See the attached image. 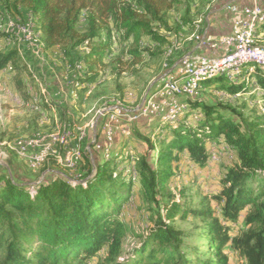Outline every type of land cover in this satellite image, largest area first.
I'll use <instances>...</instances> for the list:
<instances>
[{
    "label": "trees",
    "instance_id": "trees-1",
    "mask_svg": "<svg viewBox=\"0 0 264 264\" xmlns=\"http://www.w3.org/2000/svg\"><path fill=\"white\" fill-rule=\"evenodd\" d=\"M197 3L0 0V9L7 10L8 17L32 19L42 48L57 55L64 67L78 64L71 86L82 104L92 87L104 83L110 66L120 75L148 58L168 57L183 32L197 27L192 19ZM179 7L183 13L171 23L170 15ZM260 32L264 21L255 29L256 35ZM8 37L9 31H0V41ZM23 62L17 47L0 46V75L12 69L5 80L27 94L41 119L51 105L41 94H36L40 100L33 99L27 81L37 83L24 74ZM210 80L216 82L206 87L235 99L188 101L176 122L159 120L155 138L140 136L147 146L142 155L126 157L122 150L98 157L92 146L97 174L87 185L71 184L50 171L31 190L30 184L1 170L0 264H90L102 253L100 264H231L233 254L245 264H264V115L248 120L243 112L249 103L264 101V68L247 62L236 78L217 75L202 80L201 87ZM211 142L231 150L232 160L219 171L215 188L201 197L200 208H182L174 180L190 165L208 169ZM81 151L90 158L86 148ZM89 166L91 171L90 159ZM62 169L65 174L71 171ZM202 180L196 178L195 187ZM136 187L149 204L153 223L141 245L123 256L129 232L123 208ZM178 213L205 221L201 245L186 243V233L171 224Z\"/></svg>",
    "mask_w": 264,
    "mask_h": 264
},
{
    "label": "rangeland",
    "instance_id": "rangeland-1",
    "mask_svg": "<svg viewBox=\"0 0 264 264\" xmlns=\"http://www.w3.org/2000/svg\"><path fill=\"white\" fill-rule=\"evenodd\" d=\"M208 1L204 0L202 3L200 0H197L199 4L197 3L198 5L195 8L192 18L195 23L202 20L200 24L201 28H203L204 17L207 13L206 4ZM181 13H183V10L182 7H179L171 13L169 21L172 23ZM2 17L4 16L0 15V31H8L5 29L8 18L2 19ZM14 17L21 18V20H28V18H22L18 15ZM161 33L163 34L165 32L161 31ZM191 33L192 30H185L182 41ZM20 36V39H22V35ZM14 38L15 36L10 34V37L1 40V48L17 47L20 50L24 61L22 64L24 74L32 78L34 76L35 83H37L36 85L28 79L27 84L28 88L31 89L30 94L36 100H40L36 94H41L51 105L47 109V115H44L41 120L36 112L33 111L31 100H26L27 94L25 96V93L16 86L14 81L8 82L5 80L4 76L12 69L0 75V160L3 161L2 164L0 163V171L5 169L3 168L4 165H7L6 170L9 175H13L20 181L30 184L31 190H34L38 185H34V183L38 182L42 177H45L50 170L63 171L65 173V170L62 168H67L71 171L67 170L66 173L71 176H75L79 171L87 174L89 173L90 167L89 159L91 161V158H88L86 155L83 157V152L81 151L80 156L77 158L81 157L82 164H74L75 167L70 165L69 157H63V163H60L54 158L44 159L39 165H34L28 157L22 155V143H25L32 137L36 138L37 135L40 136L38 138L40 143L38 146H46L52 142L51 139L62 135L66 129L71 132L70 143H75L73 151L78 147L86 148L92 145L91 142L94 135H96L95 142H99L97 139L98 133L102 129L105 133V120L102 119H105L103 115L107 107L110 105L120 106V110H112L109 113V121L115 124L129 125V117L123 111H132V108L141 105L131 115V122H136L133 124L132 132H120L122 134L121 137H123L119 144L120 146L117 149L115 148L116 133L113 143H110V147L104 148L103 152L100 153L94 150V154L96 156L98 155V157L103 155L104 158H109L111 155L113 156L123 150L124 156L126 157L136 155V153L142 155L147 152V146L143 144L140 136L150 135L152 138H155L158 131L156 128L161 123L159 120L176 122L184 110H186L188 101L201 100L208 103H217L224 101V98L230 99L231 101L235 99L234 97L230 98L220 91L206 87V85L211 86L216 82V80H210L202 83L203 87L199 88V91L190 92L188 91L190 88H187L188 97L194 99H187V103H183V110L174 111L173 121L170 118L163 117V115L148 117L149 112L152 111V104L157 102L161 94V89L170 88V81H162L161 79L169 70L170 65L166 64L168 61L166 60V56H159L148 58L131 71L120 75L114 71L113 66H110L104 83L95 90L93 89L91 94L88 95V98L81 104V99L73 98L71 86L77 74L78 64L75 68H71L70 66L64 67L60 58L51 51H45L43 48H39V50L26 48L24 47L25 42ZM179 43L177 42L175 47ZM254 45L264 48V37L256 39ZM192 68L193 66L190 69H182V71L176 72L174 75V83H181L188 80L187 76ZM167 85L168 87H165ZM60 88H63L62 93L60 92ZM149 89L150 91L143 103V99ZM258 89L257 87L256 90ZM123 94H125L124 101L120 100ZM243 112L245 119L257 120L260 116L259 113L264 115V101L257 99L256 102L249 103ZM113 118H118L119 120H113ZM96 124V130L98 132L94 133L93 127ZM82 135L86 136L82 137ZM88 141H90V144L87 143ZM212 144L214 142L209 143L210 153L213 149H216L215 155L217 159L214 160L211 154L207 170L196 169L194 165H190L183 169V174L176 181L174 180L172 187L174 192L177 193L178 199L182 201V208H200L201 197L204 193H208V191L215 188L219 171L232 160L233 153L231 150L228 149L226 151V146L215 145V148ZM95 148L98 149V146H95ZM27 150L25 149L26 154L28 152H35V147ZM196 178L203 179L198 183V187H195ZM134 191H136L134 197L123 208L122 217L129 228L128 235L123 243V256L141 245L143 237L147 235L151 223H153L151 220L152 211L149 208V204L144 202L143 198L137 194V187ZM180 215L178 213L171 220V224L186 233V243L201 245L204 241L202 228L205 225V221L202 218L194 217L191 213L186 218H181ZM104 257L105 253H102L99 258L96 257L90 264H100V261ZM230 261L231 264H245L243 259L238 258L236 254H233Z\"/></svg>",
    "mask_w": 264,
    "mask_h": 264
},
{
    "label": "built area",
    "instance_id": "built-area-1",
    "mask_svg": "<svg viewBox=\"0 0 264 264\" xmlns=\"http://www.w3.org/2000/svg\"><path fill=\"white\" fill-rule=\"evenodd\" d=\"M253 2L252 6H244L243 8H238L236 5H228L227 7L237 14L232 25V31L229 34L221 35L217 38L206 37L203 43L207 44L211 49H219L222 51L220 56H203L197 54H186L180 60V64L177 72L182 71V69H190L192 66H201V72H207L210 70H220L224 71L227 76L230 77V70L233 68V63L242 58L260 57L264 61V48L258 47H248L246 45V34L256 21L264 20V9L262 3L264 0H251ZM0 15L8 17V11L0 9ZM31 20H14L13 25H9L10 31H17L25 37L26 48H32L34 50L38 49V43L32 42V38H26V32H22L21 22H29V28L31 27ZM264 34V33H263ZM175 48V47H174ZM173 48V50H174ZM37 52V51H36ZM172 50L169 51V55L172 54ZM195 77L192 75L190 79ZM189 79V81H190ZM162 81H170L169 89H161V94L157 99L156 103L152 104V111L149 112L148 117L163 115L165 118L174 119V111L183 110V103H187L189 98L187 95V88H189V81L174 83V74L169 75ZM225 94V92H223ZM183 101V102H182ZM141 105L132 108V111H123L129 117V125L115 124L109 121V113L112 110H120L119 105H110L107 107L106 112L103 115L102 120H105V140L103 143L95 142V135L91 142L93 146H98V150L103 152V149L110 147V143H113L115 134L119 132H132L133 124L136 122H131V115L136 112ZM145 118V117H144ZM94 133L98 132L97 124L93 127ZM71 132L65 129L62 135H58V139L48 143L46 146H38V138L36 136L35 152H28L31 157V163L39 165L44 159H53L57 157H69L70 165L82 164L81 158L74 157L73 148L75 143H70ZM86 135H82L85 137ZM90 146V145H89ZM87 146L86 152H89V157L92 159L93 154H91V148ZM2 164L3 161L0 160ZM61 172V171H60ZM36 184H40L38 181Z\"/></svg>",
    "mask_w": 264,
    "mask_h": 264
},
{
    "label": "crops",
    "instance_id": "crops-1",
    "mask_svg": "<svg viewBox=\"0 0 264 264\" xmlns=\"http://www.w3.org/2000/svg\"><path fill=\"white\" fill-rule=\"evenodd\" d=\"M206 5H207L206 6L207 13L205 14L204 17L203 28H201L200 25L202 20L197 21L199 25H197V27L194 30H192V33L188 35L186 38H184L183 41H180L178 46L174 48L172 54L166 58V60H168L166 64L170 65L168 70L170 71V75L176 74L180 64V60L186 54H197L203 56H220L222 54L221 50L211 49L207 44L203 43V41L206 39V37L217 38L221 35L231 33L232 25L234 23L235 18L237 17V14H235V12L230 10L227 7L228 5H236L238 8H243L244 6H252L253 2L251 0H209ZM262 7L264 9V2L262 3ZM263 21L264 20H258L254 24L257 27ZM260 33H264V32H260ZM166 64L165 66H167ZM58 68L60 69V67ZM62 89L63 88H60L61 93L63 92ZM114 119L116 120L118 118H113V120ZM98 134H99L98 136L99 142L103 143L105 140L103 129ZM121 135L122 134L119 131L116 134V140H115L116 149L118 148V146H120L119 144L121 142V139L123 138L121 137ZM95 150H97L99 153L101 152L97 148H95ZM3 168L7 169V165H4ZM50 171H54V170H50Z\"/></svg>",
    "mask_w": 264,
    "mask_h": 264
},
{
    "label": "bare ground",
    "instance_id": "bare-ground-1",
    "mask_svg": "<svg viewBox=\"0 0 264 264\" xmlns=\"http://www.w3.org/2000/svg\"><path fill=\"white\" fill-rule=\"evenodd\" d=\"M3 18H5V17H2V19ZM14 20H18V18H15L14 16L8 17V22H7V25H6L5 29L8 30L12 36H15L14 39H16V40H22L23 42H25V37L24 36H22L23 38L20 39V37H21L20 35H22L21 33L17 32V31H10L9 30V25H13L14 24ZM28 20H31V19H28ZM21 29H22V32H26V38H32V42H37L38 43V47L40 49L43 47V43H42V41L40 39L39 33L35 29V24H34L33 20L31 21V27L30 28H29V22H21ZM255 29H256V25L255 24H252V26H250V28H249V30H248V32L246 34V45L248 47H257V46L254 45L255 40L258 39V38L264 37V34H258V35H256L255 34ZM258 48H263V47H258ZM247 62H253L259 68H264V61L260 57L242 58V59H239V60L235 61L233 63V68H231V70H230V77L227 76V74L224 71H220V70H210V71H207L205 73V72H201V66H193V68L188 73V76H187L188 80L185 81V82L189 81V79L191 78V76L192 75H195V77H193L189 81V88L190 89L188 91L194 92V91L199 90V88H201V83L200 82L202 80L207 79V78H211V77H214V76H217V75H222V76H225V77H227L229 79H234L240 73L241 66L244 63H247ZM79 68H81V66H79ZM165 87H168V85L165 86ZM93 89H94V87H92L88 91V95L91 94V92H92ZM72 96H73V98H79V95L76 92H74L72 94ZM145 100H146V98H145ZM144 101H143V103H144ZM57 139H58V137L53 138L51 140L54 141V140H57ZM35 141H36V138L35 137H32L31 139H29L25 143H22V146H23V148H22L23 149L22 155H24V157L25 156L28 157L30 159V162H31V157L28 156V154L25 153V149L27 150L29 148L35 147V145H34V142ZM39 144L40 143H39V140H38V145ZM212 145L214 147L216 144L214 143ZM216 146H215V148H216ZM215 153H216V149L215 150L213 149L211 151V154H212V157L214 158V160L217 159ZM73 155H74V157L80 156V147H78L75 151H73ZM219 158H220V156H219ZM55 159H57V161H59L60 163H63V157H57Z\"/></svg>",
    "mask_w": 264,
    "mask_h": 264
},
{
    "label": "water",
    "instance_id": "water-1",
    "mask_svg": "<svg viewBox=\"0 0 264 264\" xmlns=\"http://www.w3.org/2000/svg\"><path fill=\"white\" fill-rule=\"evenodd\" d=\"M169 75H170V71H168L165 75H163L161 77V79L163 80L164 78H166ZM149 91H150V89L147 91V93H146L143 101L147 97ZM89 147L91 148L92 145H90ZM56 173L59 174V175H61V176H63V177H65V178H67L71 184H74V185H87L90 180H92V179L95 178V176L97 174V166H96V163H95L94 158H92L91 159V171H89V173H87V174H84L81 171H79L78 173H76L75 176H71V175H68V174H65V173L59 172V171H56ZM43 179H44V177H42L39 180V182H41ZM36 183H34V185Z\"/></svg>",
    "mask_w": 264,
    "mask_h": 264
}]
</instances>
